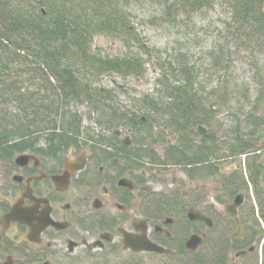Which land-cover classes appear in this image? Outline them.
<instances>
[{
  "label": "trees",
  "instance_id": "16d2710c",
  "mask_svg": "<svg viewBox=\"0 0 264 264\" xmlns=\"http://www.w3.org/2000/svg\"><path fill=\"white\" fill-rule=\"evenodd\" d=\"M165 1L171 18L174 11L198 12L218 0H176L174 4ZM221 2L227 5L230 18L225 23L224 45L211 52L207 76L210 83L206 85L205 81L199 83L203 74L198 75L185 55L175 52L171 61L162 60L137 34L130 21V0H0V167H12L14 158L27 152L45 159L56 158L77 146L83 118L74 110L78 105L88 106L87 115H95L97 126L111 136L122 128L131 131L133 141L146 138L153 145L165 146L166 137L190 133L199 125L213 129L221 107L240 95L236 87L230 90L234 85L227 80L209 90L214 78H225L235 55L264 50V0ZM101 36L136 51L113 58L103 56L94 46L95 39ZM142 56L159 60L155 65L160 72L156 91L161 96L146 95L138 100V109L123 111L114 91L96 84L106 75L143 78L146 71L139 58ZM241 96L251 111L237 114L245 118L240 121L244 123L242 134L235 128L227 134L228 142L223 139L228 145L227 158L231 159L256 152L264 136V114L258 115L263 112L260 105L264 104V92L259 91L254 101L249 91ZM156 121L164 127L162 132H154ZM88 133L86 138L94 149L107 146L102 134ZM219 139L211 132V142L221 144ZM42 141L45 148L40 147ZM136 147L134 142L130 151L138 152ZM204 149L190 158L187 152H176L170 159L194 162V174L205 171L213 176L219 168L211 163L213 151ZM250 158L248 179L243 170L235 168L234 175L222 185L230 197L251 185L259 200V215L264 218V190H260L264 167L258 155ZM209 249L210 260L220 262L219 245Z\"/></svg>",
  "mask_w": 264,
  "mask_h": 264
},
{
  "label": "flooded vegetation",
  "instance_id": "af4514ba",
  "mask_svg": "<svg viewBox=\"0 0 264 264\" xmlns=\"http://www.w3.org/2000/svg\"><path fill=\"white\" fill-rule=\"evenodd\" d=\"M155 131L162 130L156 125ZM194 133L184 143L178 136L171 137L163 149L145 143L132 152L131 131L121 128L110 138L103 136L105 147L94 149L89 140H79L56 158L34 153L28 165L15 163L10 173L14 187L4 192L0 187V264H232L233 254L235 259L254 257L257 237L254 231L248 235L253 228L249 220L261 221L260 236L264 237L256 189L249 186L230 197L222 183L234 175L235 168L247 170L248 159L256 154L246 155L240 163L239 156L227 158L223 150L227 140L222 148L211 142L209 129L207 135ZM260 141L258 148L264 151V136ZM204 146L213 151L211 163L219 168L213 176L205 171L194 174V162L170 159L176 152H187L190 158L204 151ZM233 160L236 165L226 173L227 161L232 165ZM79 166L83 167L77 169ZM178 172L183 176L178 177ZM262 174L260 190H264V170ZM207 179H217L224 197L223 202L217 198L222 210L201 196ZM240 195L244 201L237 215H226L225 206ZM247 195L256 206L246 216L248 221L235 225ZM16 209L26 214L27 221L5 220ZM216 243L222 254L220 262L210 260L208 254ZM147 244L164 252L149 251ZM252 264H259L258 257ZM260 264H264V256Z\"/></svg>",
  "mask_w": 264,
  "mask_h": 264
},
{
  "label": "rangeland",
  "instance_id": "374dc122",
  "mask_svg": "<svg viewBox=\"0 0 264 264\" xmlns=\"http://www.w3.org/2000/svg\"><path fill=\"white\" fill-rule=\"evenodd\" d=\"M175 1L176 0H170L168 4H174ZM166 5L165 0H130L128 11L130 12L132 27L135 28L137 34L150 48L155 49V51L159 53L158 57L162 60L171 61L175 57V52L185 55L189 59V64L196 67L198 75L201 76V74H203V76L198 79L199 83L203 84L205 81L206 85H208V83H210V79L207 78V76L210 71L211 52L215 51V48L224 45L223 36L226 35L225 23L230 18L227 5L222 3L221 0H218L214 1L211 7L198 12L180 10L177 13L174 11L171 13L173 14L171 18L166 11ZM94 46H96V49H98L103 56L112 58L120 56L121 54L134 53L136 51H129L122 43L108 40L102 36L95 39ZM232 53H234L233 49ZM139 58L145 65L144 69L146 73L143 78L122 79L116 75H106L99 79L96 84L98 88L113 90L115 98L118 101L119 109L123 111L129 112L130 110L135 111L136 108L138 109V100L146 95L153 97H155V95L156 97L161 96V93H157L156 91V80L160 77V72L156 69L155 65L159 60H148L147 57L144 56ZM233 60L232 67L230 71L226 73L225 78L224 75H222L219 80L215 77L211 85L212 87L209 88V90L215 88L217 84L223 82V80H227L230 84L234 85L230 90L232 91L234 87H236V91L238 90L240 94L234 97L230 104L221 107L222 111L218 115V122L215 127L211 129V132H214L217 137L222 139V143L225 142L223 139L229 141L227 134L232 132L233 129L238 128L241 134L243 132L244 123L240 124V121H244L245 118L237 117V114L240 115L241 110H243L242 112L244 114L249 113L251 109L249 106L245 107L246 103L242 101L243 97L241 94L249 91L250 100L254 101L259 91L264 92V88L261 87V82H264V50L256 51L255 54L242 52L235 55ZM220 86L222 85L220 84ZM231 97H233V95ZM261 98L263 99L264 96ZM86 108H88L86 105L74 106V110L78 115L83 117L80 138L86 140V136L89 134L88 132L107 136L108 131L97 126L96 116L92 115L89 117L87 115L89 112ZM260 108L263 110L261 113H264V104L261 103ZM11 112L15 113V110H11ZM235 116L238 119H236ZM222 143L220 145L224 148ZM40 147H46L44 141L40 143ZM227 162L229 164L230 161ZM234 163L233 161L232 165H225L224 170L226 169V173H229L233 169ZM0 173H2V176H0L1 192L14 187L10 183V176H12L10 175L11 167H6V169L0 167ZM177 176L182 177L183 175L178 172ZM207 183L206 190L200 191L201 196L207 203L213 206V208L215 207L218 211L222 210V200L224 197L221 195V192H219L218 186H216L217 179H207ZM180 190L185 191V188L182 187ZM217 198H220L222 202H217ZM254 206H256L254 198L247 195L246 204L240 213V218L234 222L235 225L236 222L242 224L248 221L246 216L248 214L252 215L251 207L253 208ZM257 211L258 210H256L255 214L256 217L258 216ZM249 224L253 225V228L248 231V235L252 234L253 231L256 232L255 237H257V239L254 242V246H257V251L252 258L247 256V258L235 259L233 254L232 258L234 261L232 264H252L256 257L259 259V264L262 262L264 256V237L260 236L263 230L261 221L257 223V221L252 218L249 220L248 225ZM243 227L245 230L246 227L244 225ZM235 229L236 227L233 228V230ZM227 233L229 234V232Z\"/></svg>",
  "mask_w": 264,
  "mask_h": 264
},
{
  "label": "water",
  "instance_id": "95a60500",
  "mask_svg": "<svg viewBox=\"0 0 264 264\" xmlns=\"http://www.w3.org/2000/svg\"><path fill=\"white\" fill-rule=\"evenodd\" d=\"M43 14H45V13L43 12ZM199 132L207 135V131L204 128L199 127ZM185 140L186 139L180 138V143H184ZM30 160H34V157L21 156V157H19V158L16 159V162L15 163H16V165H18L20 167L21 166L23 167L24 165L25 166L28 165L27 163H29ZM67 165H68V168L70 169V165L69 164H67ZM82 167L83 166H79V168H77V169H81ZM243 201L244 200H243V196L242 195L236 197V199L231 204L225 206V208H224L225 209V212H226L225 214L226 215H229V216H236L237 213H238V209L243 205ZM18 208H20L19 205H18ZM16 218L17 219H25V221H27V219H28L25 213H22V211H19L18 209H16V210L13 211V213H11L9 216H7L5 220L8 223H10L12 221H15ZM203 219H204V221H206V222H208V223L211 224V221L209 219H206V218H203ZM42 225L44 226V225H46V223H42ZM0 227L3 228V225H2L1 222H0ZM147 246H148L147 249L149 251H153V252H157V253H163L164 252V251H162V249H160V248H158L156 246L150 247L149 244H147ZM192 249H195V247L192 246Z\"/></svg>",
  "mask_w": 264,
  "mask_h": 264
}]
</instances>
